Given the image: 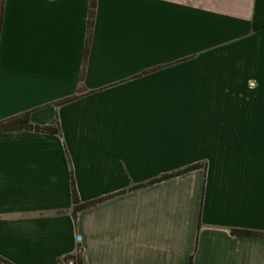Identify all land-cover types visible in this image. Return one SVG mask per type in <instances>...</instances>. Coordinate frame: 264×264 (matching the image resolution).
I'll list each match as a JSON object with an SVG mask.
<instances>
[{"label": "crops", "instance_id": "0c3cea01", "mask_svg": "<svg viewBox=\"0 0 264 264\" xmlns=\"http://www.w3.org/2000/svg\"><path fill=\"white\" fill-rule=\"evenodd\" d=\"M89 10L4 1L0 121L59 130H0V256L264 264V0Z\"/></svg>", "mask_w": 264, "mask_h": 264}, {"label": "trees", "instance_id": "16d2710c", "mask_svg": "<svg viewBox=\"0 0 264 264\" xmlns=\"http://www.w3.org/2000/svg\"><path fill=\"white\" fill-rule=\"evenodd\" d=\"M4 1L5 0H0V32H1V25H2L3 10H4ZM96 5H97V0H90L89 30L92 28L93 23H94ZM22 128L38 129L41 131H49V132H57L59 130L57 127L34 125L30 122L28 115H21V116L13 117V118H10L4 121H0V130H13V129H22ZM193 167L194 166H191V167H188L187 169H191ZM182 171H178L174 175L182 173ZM73 203H74V215L76 218L77 213L83 208L87 207L88 203L81 201L76 189H73ZM233 232L234 233H251V232H245V231H239V230H233ZM72 257L74 259V264H84L81 248H79V252L75 256H72ZM0 264H14V263L0 256Z\"/></svg>", "mask_w": 264, "mask_h": 264}]
</instances>
